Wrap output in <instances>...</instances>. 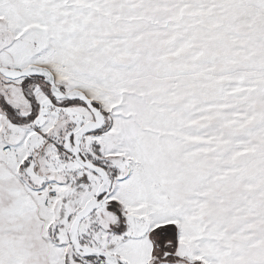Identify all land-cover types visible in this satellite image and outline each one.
<instances>
[{
  "label": "snow or ice",
  "instance_id": "6c2138e0",
  "mask_svg": "<svg viewBox=\"0 0 264 264\" xmlns=\"http://www.w3.org/2000/svg\"><path fill=\"white\" fill-rule=\"evenodd\" d=\"M0 264H264V0H0Z\"/></svg>",
  "mask_w": 264,
  "mask_h": 264
}]
</instances>
